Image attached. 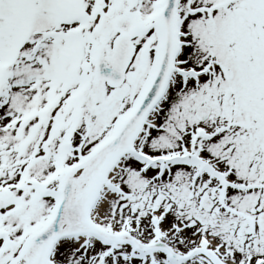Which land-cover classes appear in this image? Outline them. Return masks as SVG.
I'll return each instance as SVG.
<instances>
[{
	"label": "snow or ice",
	"instance_id": "snow-or-ice-1",
	"mask_svg": "<svg viewBox=\"0 0 264 264\" xmlns=\"http://www.w3.org/2000/svg\"><path fill=\"white\" fill-rule=\"evenodd\" d=\"M0 264H264V0H0Z\"/></svg>",
	"mask_w": 264,
	"mask_h": 264
}]
</instances>
